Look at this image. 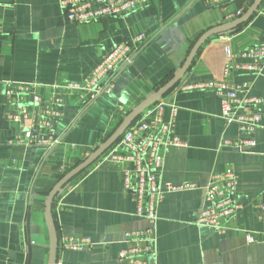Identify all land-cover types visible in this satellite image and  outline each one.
<instances>
[{
    "label": "crops",
    "instance_id": "obj_1",
    "mask_svg": "<svg viewBox=\"0 0 264 264\" xmlns=\"http://www.w3.org/2000/svg\"><path fill=\"white\" fill-rule=\"evenodd\" d=\"M252 1L148 0L123 16L73 23L66 20L60 0H0V264H48L44 206L52 186L171 78L202 32L227 22L226 16L238 9L243 13ZM139 33L146 34V42L116 74L109 92L89 102L82 97L84 91H63L54 143L18 142L21 124L11 122L7 114L19 110L14 92L20 83L34 84L31 90L39 103L33 104L30 95L23 105L39 114L55 84L81 82L115 44ZM257 43L264 44V15L258 11L237 29L209 37L179 83L159 99L176 105L171 135L183 144L164 148L157 174L163 183L193 182L201 187L164 193L156 206L153 252L145 264H264V216L259 209L264 204V112L252 147H226L224 139L241 134L237 124L220 116L219 96L208 88L181 89L184 84L218 80L232 87L249 84L252 94L264 96V65L259 74L236 67L250 61L238 52ZM169 103L161 110L152 104L135 121H170ZM114 146L54 198L56 264H125L118 253L128 244L126 232L149 226L135 215V202L124 188L121 166L132 163L117 164L111 158ZM228 167L237 175L235 198L242 209L226 218L219 232L198 225L195 218L209 173ZM65 236L88 237L93 247L63 249Z\"/></svg>",
    "mask_w": 264,
    "mask_h": 264
},
{
    "label": "built area",
    "instance_id": "obj_2",
    "mask_svg": "<svg viewBox=\"0 0 264 264\" xmlns=\"http://www.w3.org/2000/svg\"><path fill=\"white\" fill-rule=\"evenodd\" d=\"M147 3L148 0H60L66 20L73 23H87L100 20L105 16H123ZM257 11L264 15V1ZM241 14L242 10L238 9L228 14L226 19L229 21ZM146 40V34L139 33L130 40L119 42L81 82L55 84L39 114L28 110L23 105L25 96L30 95L33 104L39 103L40 97L31 90L34 84L20 83L18 90L14 92L19 110L17 113L7 114L11 122L21 124L23 137L18 138V142L26 146L44 144L50 146L52 142L54 143L56 139H53V128L55 121L62 115L63 91H84L85 95L82 97L89 102L101 93L109 92L116 74L131 61ZM238 54L250 60L238 64L236 66L238 69H245L254 74L262 72L264 44H252L240 50ZM229 57L231 58L232 54H229ZM229 69L227 65L225 72ZM202 88L215 91L220 99V116L227 123L237 124L241 134L237 139H224L223 145L237 149L252 147L254 145L252 135L260 126L264 112V96L252 94L249 84L232 87L218 80L181 86L184 90ZM10 92L8 91L7 94ZM167 102L169 103V100L161 99L154 103V107L161 110ZM169 104L171 106L170 121L160 123H148L144 119L134 121L125 129L111 153V158L117 164L132 163V167L121 166L124 174V188L135 202V215L145 218L149 223L146 228L126 232L128 244L118 253V259L125 264H145L147 255L153 252L156 240V206L164 193L201 187L193 182L163 183L157 174L163 162L164 148L183 144L178 137L171 135L177 108L175 104ZM237 185V175L231 167L222 172H210L206 183L202 186L204 197L195 222L219 232L223 231L225 228L223 221L242 209L235 198ZM259 209L264 216V204L259 205ZM247 238L252 241L250 234H247ZM61 247L71 250H88L93 247V242L88 237L65 236L61 239Z\"/></svg>",
    "mask_w": 264,
    "mask_h": 264
},
{
    "label": "water",
    "instance_id": "obj_3",
    "mask_svg": "<svg viewBox=\"0 0 264 264\" xmlns=\"http://www.w3.org/2000/svg\"><path fill=\"white\" fill-rule=\"evenodd\" d=\"M263 0H253L249 7L238 17L213 26L204 32H202L192 44L187 56L185 57L181 66L176 70V72L169 78L164 84L157 88L153 93L143 99L139 104H137L119 123V125L113 130V132L99 145L97 148L91 152L85 159L78 162L74 167L65 172L57 182L49 190L45 199V217L48 224L49 236H50V246H49V258L48 264H56L57 255L59 251L58 246V234L56 229V224L53 218L52 206L55 201V196L58 191L73 177L83 171L85 168L90 166L95 162L108 148H110L114 143L118 141L125 129L131 125L138 117L145 111L149 106L157 102L163 95H165L170 89H172L179 81L182 79L184 74L190 67L196 53L198 52L201 45L211 36L224 32L227 30H233L237 26L242 25L247 20H249L254 13L257 12L259 6L262 4Z\"/></svg>",
    "mask_w": 264,
    "mask_h": 264
},
{
    "label": "trees",
    "instance_id": "obj_4",
    "mask_svg": "<svg viewBox=\"0 0 264 264\" xmlns=\"http://www.w3.org/2000/svg\"><path fill=\"white\" fill-rule=\"evenodd\" d=\"M264 1V0H263ZM241 26V25H240ZM239 26H237L236 28H234V29H237Z\"/></svg>",
    "mask_w": 264,
    "mask_h": 264
}]
</instances>
